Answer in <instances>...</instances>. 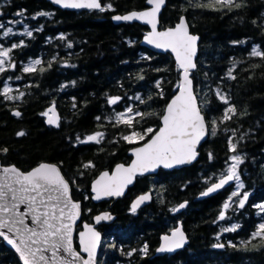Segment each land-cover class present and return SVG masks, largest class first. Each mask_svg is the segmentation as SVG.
Segmentation results:
<instances>
[{
  "label": "trees",
  "instance_id": "trees-1",
  "mask_svg": "<svg viewBox=\"0 0 264 264\" xmlns=\"http://www.w3.org/2000/svg\"><path fill=\"white\" fill-rule=\"evenodd\" d=\"M236 2L243 6L215 10L197 7L209 0H168L161 17V26L166 27L186 14L192 30L202 36L194 78L211 134L200 148L199 159L181 169H161L157 174L140 176L123 198L94 203L92 180L117 162H129V149L151 134L131 144L122 137L133 130L143 133L149 127L159 128L166 105L180 84L179 66L169 52H156L141 44L147 25L116 24L112 19L115 13L147 7V0H103L104 6H113L105 11L63 9L49 0H0V24L4 25L0 28V46L20 45L9 53L6 71L0 73L3 163L23 170L43 161L58 163L71 182L74 198L83 203V220H92L94 212L111 208L117 223L131 222L145 228L151 245L167 227L165 221L182 219L190 243L177 254L178 264H264V236H252L264 223V211L255 207L256 201L264 204V57L250 55L254 47L264 51V0ZM25 26L32 36L26 35ZM9 27L13 32L5 36ZM36 59L41 60L36 71L25 73L23 67ZM10 63L16 67H9ZM4 87H10L9 95L14 97L24 95L7 100ZM217 91L226 96L227 104ZM114 96L121 99L109 104ZM51 104L60 110L59 126L46 123L44 113ZM229 106L236 112L223 120ZM128 107L133 114H145L143 118L135 116L132 128L116 124L114 119ZM16 110L20 116L15 115ZM19 132L24 135H17ZM96 132L104 133L99 143L80 142ZM230 141L237 145L235 152L230 150ZM232 155L243 158L238 172L244 187L238 191L236 181L216 195L197 200L225 172ZM89 162L94 167L84 168ZM151 188L154 200L133 213L132 198ZM234 191L240 195L232 198L225 219L220 220L223 204ZM245 193L248 199L240 208L239 200ZM185 200L189 201L187 209L172 215L176 213L171 209ZM147 221L151 226L148 230ZM234 224L240 225L236 231L222 232ZM242 241L248 242L246 248ZM217 243L225 246L216 248ZM120 257L125 260L124 255ZM152 262L150 255L139 260L141 264ZM0 264H22L1 237Z\"/></svg>",
  "mask_w": 264,
  "mask_h": 264
},
{
  "label": "snow or ice",
  "instance_id": "snow-or-ice-1",
  "mask_svg": "<svg viewBox=\"0 0 264 264\" xmlns=\"http://www.w3.org/2000/svg\"><path fill=\"white\" fill-rule=\"evenodd\" d=\"M165 0H147L151 5L145 11H133L127 15H116L113 19L117 21L141 20L151 25V31L145 39L154 44L157 48L171 49L175 53L179 69L182 70V80L178 85L179 94L176 95L166 106L164 114L161 117L162 127L158 130L151 127L144 132L131 131L130 134L124 135L122 139L128 143H136L144 141L149 134L151 138L140 147L132 149L135 159L130 165L125 167L123 164L117 165L112 174L105 171L93 184L94 198L99 200L102 197L122 196L127 186L133 183L137 174L143 175L155 168L163 165L171 168L174 165H183L190 163L196 159L198 155L196 151L197 145L206 134L205 118L201 114V109L197 104V98L192 87L190 73L196 68L194 57L197 51L198 36L190 34L189 25L184 18L171 28L164 31H157L158 13ZM54 3L62 5L65 8L73 9H98L105 11L112 9V4L108 3L102 6L100 0H54ZM217 5L220 7L217 8ZM243 5L237 3L236 0H209L207 4H198L197 7H208L215 10H221L224 7L231 10L233 7L240 8ZM21 15V13H17ZM39 15H50L49 13H40ZM4 25L0 24V28ZM27 36H32V32L25 26L24 29ZM11 27L7 28L4 35L12 33ZM63 38V37H62ZM20 45L13 44L9 48L0 46V73L6 71L5 62L10 60L9 53L12 49ZM252 56L264 57V51H260L254 47L250 53ZM41 64V60H33L30 64L23 67L25 73L35 72L36 66ZM51 65H49L50 67ZM9 67L15 68L14 63H10ZM40 71H44L43 68ZM231 76V71L229 72ZM233 79L235 77H232ZM17 79H20L17 77ZM74 83V82H73ZM159 88V82H157ZM12 92L10 87H4L3 95L7 100L20 99L24 93L14 97L9 95ZM162 95V93H161ZM219 99L225 104L228 100L224 94L217 91ZM121 99L119 96L110 97L109 104L115 105ZM139 99V97H137ZM143 102V101H142ZM234 106L226 108L222 117L223 120L231 119L229 113L235 114ZM53 113V115H49ZM16 116H20L19 111L15 112ZM48 116V123L59 126V118L55 115V106L49 108L44 113ZM144 113L139 111L133 114V109L128 107L125 112L115 114V123L123 124L132 128L135 116L144 117ZM148 115H153L149 113ZM99 119V117H97ZM215 125V121H213ZM212 134L215 135V127ZM17 135H24L19 132ZM104 133L96 132L88 135L81 143L95 141L100 142ZM79 141V137H77ZM237 145L231 143L230 150L236 151ZM2 151L7 152V149ZM211 157V154H209ZM230 165L225 172L221 174V178L217 183L211 184L206 191L202 192V196H207L218 189L223 188L231 181H237L238 187L243 188L241 178L238 172L239 165L243 163L240 155L230 156ZM84 168L94 167L89 162L83 165ZM238 191H234L223 204V210L219 214V219H225V213L231 205L233 197L239 196ZM151 199V194L146 193L139 196L131 205V211L136 212L137 208L144 202ZM248 199L245 193L239 200V207L243 208ZM27 205L26 212H20V205ZM186 206L181 203L178 207L171 209L177 212ZM256 207L264 211V204ZM80 215V204L73 202L70 196L69 181L61 174L60 168L54 164L41 163L38 167L28 172H22L15 166L3 167L0 169V237H3L15 247L23 260V264H95V250L99 244L100 233L91 225L85 224L84 231L79 233L80 245L83 252L88 254L87 259H83L79 252L73 248V229L76 219ZM31 218L35 227H29L26 220ZM96 221L111 220L112 216L104 213L97 216ZM240 225L234 224L231 228H224L222 232L236 231ZM7 230V231H5ZM9 233H15L18 239L10 238ZM253 238L264 236V223H261L256 232L252 234ZM163 244L158 249L160 252L174 251L180 249L186 243V236L181 227L175 228L170 235L163 236ZM230 246L236 247L235 244ZM225 245L217 243L216 248H223ZM241 246L247 247L248 242H241ZM61 250L67 255H61ZM135 251V250H133ZM147 254L148 246L144 245L141 250ZM51 253V256L46 253ZM131 255V253H129Z\"/></svg>",
  "mask_w": 264,
  "mask_h": 264
},
{
  "label": "water",
  "instance_id": "water-1",
  "mask_svg": "<svg viewBox=\"0 0 264 264\" xmlns=\"http://www.w3.org/2000/svg\"><path fill=\"white\" fill-rule=\"evenodd\" d=\"M49 1L52 2L55 6H57V7H59V8L70 9V10H78V9H73V8H65V7H63L62 5H58V4L54 3V0H49ZM100 2H101V4H102V6H103V2H102V0H100ZM167 2H168V0H165L164 4H163V5L161 6V8H160V12L158 13V25H157V31H164V30H166L167 28L175 27V26L180 22L181 18H184V19L186 20V22L188 23V25H189V32H190V34L196 35V36H198V38H199L198 41H197V51H196V55H195V57H194V62L196 63V68L193 69V70L191 71V73H190V79L192 80V87H193L194 94L196 95V98H197V104H198V106H199L200 109H201V114H202V115L204 116V118H205L206 134H205V136L203 137V139H201L200 143L197 145V147H196V151H197L198 155L196 156V159L193 160L192 162H190V163H186V164H183V165H174V166L171 167V168H166V167H164L163 165H160L159 167L155 168L154 170H151V171H149V172H147V173H144L143 175H152V174H156V173H158V172L160 171V169H165V170L181 169V168H183V167L190 166V165L194 164V163L199 159V157H200V155H201V150H200L201 146H202L203 143H204V142L210 137V126H209V123H208V120H207L206 114H205V112H204L203 109H202L201 102H200V98H199V96H198V94H197V91H196V87H195L196 84H195V78H194V73H195V71H196L197 68H198V57H199V53H200V43H201V38H202V36H201V34H199V33H197V32H194V31L192 30L191 24H190L189 19H188V17H187L186 14L181 15L180 19H179L174 25H172V26L162 27V26H161V25H162V24H161V22H162V21H161V17H162V13H163V11H164V8H165L166 5H167ZM150 7H151V5H149V4L147 3V7L143 8V9H134V10L127 11V12H125V13H115V14L112 15V19H113V17L116 16V15H127V14H130V13L133 12V11H137V12H139V11H145V10H148ZM85 9H86V8H85ZM88 10H98V9H88ZM113 21H114L116 24H121V23H124V22H138V23H140V24L147 25V26H148V31H147V32L145 33V35L143 36V38H142V40H141V44H142L143 46H146L147 48H150L151 50L156 51V52H161V53H168V52H169L170 54L173 55V57H174L175 60H176L175 53L172 52L171 49H161V48H157L154 44H150V43L145 39V37L147 36V34L152 30L150 24L146 23L145 21H141V20L117 21V20L113 19ZM176 63L178 64L177 60H176ZM181 80H182V70H180V83H181ZM178 94H179V89H178L177 92L171 97V99L169 100V102L167 103V105H168V104L170 103V101H171L176 95H178ZM53 105L55 106V115L58 116V118H59V123H60V121H61V113H60V110H59L57 104H51V105L47 108V111H46V112H48L49 108L53 107ZM167 105H166V106H167ZM15 112H17V110H16ZM49 115H53V113H49ZM45 119H46V123H47L48 125L57 126V125H54V124H49V123L47 122V121H48V116H46V115H45ZM160 122H161V123H160L159 128L162 127V120H161ZM159 128H158V129H159ZM158 129H157V130H158ZM150 138H151V136H150L148 139H150ZM148 139H147V140H148ZM147 140L144 141L143 143H140V144L134 145V146H132V147L129 149V154L131 155V160H130L129 162H127V163H126V162H117V163L113 166V168H107V169L102 170V171H101V172H100V173H99V174H98V175L92 180V182H91V192H92V199H93L94 202L99 203V202L104 201V200H106V199H108V198L118 199V198H122V197H124V196L127 194V192L129 191V189H130V188L136 183V181H137V179H138V176H141L140 174H137V175H136V177L134 178L133 183H131V184H129V185L127 186V188L124 190V194H123L122 196H118V197H116V196L102 197L101 199L97 200V199L94 198L95 193L93 192L92 188H93V184H94V182L100 177V175H101L103 172L107 171V172H109V174H112V173L115 171L117 165H121V164H123L125 167H127L128 165H130L131 162L135 159V156H134V154H133V152H132V149H133V148H136V147H140V146H142L144 143L147 142ZM41 163L54 164V165L59 166L60 171H61V174L65 177L66 180L69 181V179H68V178L66 177V175L64 174V172H63L61 166H60L58 163H56V162H51V161H43V162H40L39 164H37L36 166H34L33 168H31L30 170H23L22 168H20V167L17 166L16 164H5V163H3L2 159L0 158V169H2L3 167L15 166L16 168H18V169H19L20 171H22V172H28V171H31L32 169L38 167ZM219 179H220V178H219ZM219 179L216 180V181L213 182V183H217V182L219 181ZM233 182H234V181L229 182V184L225 185L223 188L218 189L216 192H213V193H211V194H209V195H207V196H202V195H201L202 192H201V193L197 196L196 199H197V200H202V199H205V198H207V197H210V196L216 195V194H218L219 192L223 191L226 187L230 186ZM213 183H212V184H213ZM69 184H70V196H71L72 201H73V202H78V203L80 204V215H79V217L76 219L75 224H74V229H73V248L75 249V251H77V252L80 253V255H81V257H82L83 259H87V258H88V254L85 253V252H83L82 246L80 245L79 233H80V232H83V231L85 230V229H84V225H85V224L91 225L92 227L95 228V230H96L97 232L100 233L99 244H98V246H97V248H96V250H95V264H98V255H99V252H100L101 243H102V238H103V233L98 229V226H99L100 224H102V223H113V222L116 220L117 215H116L114 212H112L111 210H103V211L97 213L96 215H94V217H93V221H92V222H89V221H87V220H84V221L82 222V223H83V228H82L81 230L78 231L77 228H78V225L81 223V221H82V216H83V203H82L81 200H78V199H75V198H74V196H73V191H72V185H71V182H70V181H69ZM209 186H211V184H210ZM209 186H208V187H209ZM208 187H207V188H208ZM207 188H206L204 191H206ZM204 191H203V192H204ZM146 193H150V194H151V199L148 200V201H146V202H144L143 204H141V205L137 208V210H139V209H141V208H143V207L149 205V204L153 201V199H154V193H153L152 190H148V191H145V192H143V193L138 194L135 198H133V200L131 201L130 206L133 204V202H134L139 196L144 195V194H146ZM185 202H186V206H185L184 208L180 209L179 211L175 212L176 214L181 213V212H183L184 210L187 209V207L189 206V201H188V200H185V201H183V202H181V203H185ZM181 203H180V204H181ZM180 204H179V205H180ZM179 205H178V206H179ZM178 206H177V207H178ZM137 210H136V211H137ZM19 211H20V212H26V211H27V205H23V204L20 205V206H19ZM104 213H108V214H110V215L112 216V219H111V220H101V221L97 222L95 218H96L97 216H100V215L104 214ZM25 222H26V224H27L29 227H35V224L32 222L30 216H29V218H28ZM177 227H181V228H182V230L184 231L185 236H186V238H187L186 243L184 244V246H183L182 248H180V249H184L187 245H189V243H190V237H189L187 231L185 230L184 225H183V223H182L181 221L179 222V225H178ZM177 227H175V228H177ZM175 228H174V229H175ZM174 229H172V231H173ZM5 231H7V230H5ZM172 231H171V232H172ZM171 232L162 235V238H163V236H165V235H170ZM9 236H10V238L18 239V238L16 237L15 233H9ZM1 238L4 240L5 244H6L11 250H13V251L16 253L17 257L19 258V260H20L21 263L23 264V260H22V258L20 257L19 253L15 250V247H14L12 244H9L8 241L5 240L3 237H1ZM77 243H78L79 247H77ZM162 244H163V239H161V242H160L159 246L157 247L156 255L165 254V253H167V252L175 253V252H177V251L180 250V249H176V250H174V251L160 252V251H158V249L161 247ZM46 255L51 256V253H50V252H49V253H46ZM61 255L66 256L67 254L64 253V252L61 250Z\"/></svg>",
  "mask_w": 264,
  "mask_h": 264
},
{
  "label": "flooded vegetation",
  "instance_id": "flooded-vegetation-1",
  "mask_svg": "<svg viewBox=\"0 0 264 264\" xmlns=\"http://www.w3.org/2000/svg\"><path fill=\"white\" fill-rule=\"evenodd\" d=\"M145 176H148V175H145ZM148 190H153V189L152 188L151 189H145L141 192H138L133 198H135L138 194L143 193V192L148 191ZM153 192H154V190H153ZM133 198H132V200H133ZM106 200H110L111 202H114L117 199L109 198ZM106 200H104V201H106ZM131 201H130V203H131ZM101 202H103V201H101ZM101 202H99V203H101ZM257 205H259L258 201H256L255 207ZM109 209H111V208H109ZM109 209L98 210L92 214V220H88V219H84V220L92 222L94 215H96L97 213H99L103 210H109ZM256 214H258V210L256 211ZM124 215H126L127 217H129V216L130 217H136V216L143 217V216H146L148 214H124ZM172 215H178V214H172ZM117 219L118 218H116V220L113 223H102L98 226V229L103 233L101 248H100V252L98 255V264H138L139 260L141 258H144L146 255H150V259L153 261L152 262L153 264H178L177 254L180 251L184 250L188 246L187 245L184 249H180L179 251H177L175 253L167 252L165 254L156 255L157 247L159 246V244L161 242L162 235H164L166 233H170L172 231V229H174L175 227H177L179 225L180 221L183 223L182 219L174 220V222L165 221V224L167 227L159 233L157 241L154 245H151L149 240L146 239V237H145V234H146L145 230L146 229L145 228H141L140 226L135 227L136 226L135 223H131V222L129 223V222H125V221H124L125 223L120 224V222L117 223V221H118ZM84 220L82 217V221L78 225V231L83 228L82 222ZM145 223H146L147 230L151 229V226L148 225L150 222L147 221ZM145 244H147V246H148L147 254H145L141 251ZM133 250H135V251H133ZM129 253H131V255H129ZM120 255H124L125 260L120 259L121 258ZM139 264H141V263H139Z\"/></svg>",
  "mask_w": 264,
  "mask_h": 264
},
{
  "label": "rangeland",
  "instance_id": "rangeland-1",
  "mask_svg": "<svg viewBox=\"0 0 264 264\" xmlns=\"http://www.w3.org/2000/svg\"><path fill=\"white\" fill-rule=\"evenodd\" d=\"M8 84H9V85H11V83H10V82H8ZM10 87H11V86H10ZM201 103H202V102H201ZM237 188H238V187H237ZM235 190H236V189H235ZM239 190H240V188L238 189V191H239Z\"/></svg>",
  "mask_w": 264,
  "mask_h": 264
},
{
  "label": "bare ground",
  "instance_id": "bare-ground-1",
  "mask_svg": "<svg viewBox=\"0 0 264 264\" xmlns=\"http://www.w3.org/2000/svg\"><path fill=\"white\" fill-rule=\"evenodd\" d=\"M109 210H111V209H109ZM112 211V210H111ZM113 212V211H112Z\"/></svg>",
  "mask_w": 264,
  "mask_h": 264
}]
</instances>
